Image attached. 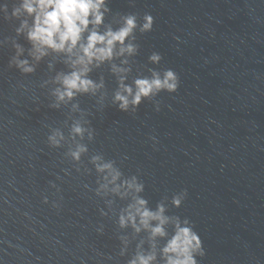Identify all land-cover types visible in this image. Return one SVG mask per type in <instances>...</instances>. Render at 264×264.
<instances>
[{
	"label": "water",
	"instance_id": "obj_1",
	"mask_svg": "<svg viewBox=\"0 0 264 264\" xmlns=\"http://www.w3.org/2000/svg\"><path fill=\"white\" fill-rule=\"evenodd\" d=\"M5 3L10 15L17 0ZM107 6L105 23L117 14L135 13L141 22L145 13L154 17L150 32H136L139 52L127 83L150 75L148 69H172L178 90L122 112L111 102L117 83L108 66L94 70L91 78L103 75L108 95L102 110L98 97H77L95 131L93 141H84L89 151L77 172L64 157L67 146L47 143L51 128L68 132L70 105L50 108L49 89L41 87L68 70L59 62L64 56L50 53L30 75L9 68L15 54L9 38L24 47L21 59L35 62L25 35L16 37L19 21L0 14V264H127L146 234L119 230L126 202L118 198L108 216L100 215L108 208L95 195L88 163L96 153L115 160L125 176L137 175L151 208L167 196L166 214L190 220L205 250L198 264H264V0H107ZM153 52L161 54L159 64L149 62ZM184 190L174 208L172 196ZM120 235L131 239L125 256Z\"/></svg>",
	"mask_w": 264,
	"mask_h": 264
},
{
	"label": "clouds",
	"instance_id": "obj_2",
	"mask_svg": "<svg viewBox=\"0 0 264 264\" xmlns=\"http://www.w3.org/2000/svg\"><path fill=\"white\" fill-rule=\"evenodd\" d=\"M110 13L107 0H17L10 15L7 3L0 5V14L5 20L19 21L15 29L16 37L25 35L31 44L28 56L35 62L21 59L24 47L16 39L9 38L15 49L9 68L14 67L20 73L30 75L50 53H55L57 57L61 54L64 56L59 62L68 70L57 71L54 76L44 80L41 87L49 89L50 108L58 110L70 105L64 121V128L68 132L66 135L61 127L51 128L47 143L53 149L67 146L64 157L76 166L77 172L81 170L82 157L89 151L84 141L87 139L91 142L95 136L77 97H98L97 103L102 110L108 95L104 76L101 75L98 81L91 78L94 70L108 66L117 83L111 102L122 112L135 113L144 100L153 101L161 92L171 94L179 87V77L172 69H148L150 75L134 77L131 83H127L132 72L131 58L139 52L136 32H150L154 17L145 13L141 22L135 13L117 14L105 23ZM148 59L156 65L162 56L153 52ZM55 63H48L50 71L55 68ZM159 110L157 102L156 111ZM76 113H79V118H74ZM88 163L97 177L95 195L104 199L108 208V212L101 209L100 215L108 216L118 198L126 202L118 212L116 223L119 230L130 227L133 237L146 234L136 244L127 264H198L197 257L205 255L202 240L189 219L182 220L178 215L166 214L169 203L167 196L153 209L148 199L141 195L145 186L137 175L125 176L115 160H106L100 153L91 155ZM92 169L84 168V171L90 173ZM52 186L55 187L54 184ZM186 196V190L176 193L170 204L179 208ZM43 202L48 203L47 197ZM98 231L103 232V226ZM118 239L123 245L119 255L125 256L131 239L127 235H120ZM160 241H164L163 246ZM145 244L148 245L147 249Z\"/></svg>",
	"mask_w": 264,
	"mask_h": 264
}]
</instances>
